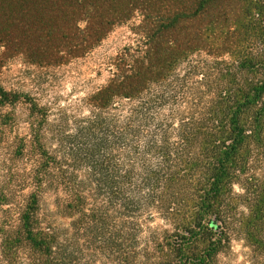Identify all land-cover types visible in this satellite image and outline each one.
Masks as SVG:
<instances>
[{
	"label": "trees",
	"instance_id": "16d2710c",
	"mask_svg": "<svg viewBox=\"0 0 264 264\" xmlns=\"http://www.w3.org/2000/svg\"><path fill=\"white\" fill-rule=\"evenodd\" d=\"M130 3L155 38L86 115L0 85V264H218L235 238L264 264V0Z\"/></svg>",
	"mask_w": 264,
	"mask_h": 264
},
{
	"label": "rangeland",
	"instance_id": "374dc122",
	"mask_svg": "<svg viewBox=\"0 0 264 264\" xmlns=\"http://www.w3.org/2000/svg\"><path fill=\"white\" fill-rule=\"evenodd\" d=\"M158 5L152 6L153 16L171 14L170 6ZM143 12L130 0H0V85L49 108L51 119L59 108L76 117L86 115L83 101L108 83L115 65L125 63L120 58L141 53L147 30L155 38L157 24L145 22ZM171 36L169 32L167 40ZM25 106L5 108L16 117L14 133L20 135L28 128ZM2 153L0 147V163ZM41 208L44 214L55 210L52 193L43 195ZM148 225L160 227L162 222L155 219ZM249 255L244 242L235 238L218 255V264H249Z\"/></svg>",
	"mask_w": 264,
	"mask_h": 264
}]
</instances>
